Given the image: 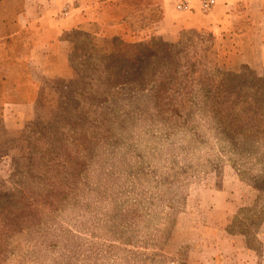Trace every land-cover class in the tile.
<instances>
[{
  "label": "rangeland",
  "instance_id": "1",
  "mask_svg": "<svg viewBox=\"0 0 264 264\" xmlns=\"http://www.w3.org/2000/svg\"><path fill=\"white\" fill-rule=\"evenodd\" d=\"M15 1L19 9L21 0L0 6ZM79 1L48 0L65 18ZM82 1L94 13L82 26L95 34L63 30L73 75L47 82L31 120L41 134L16 133L0 163V264H213L222 230L263 255L264 66L233 64L210 29H184V62L207 70L169 102L164 87L120 79L137 48L161 50L144 60L151 73L165 64L170 43L133 44L159 19L161 0ZM16 18L0 11L11 63L22 52ZM117 25L121 44L95 40ZM214 68L229 75L222 110L221 96L209 99L223 88Z\"/></svg>",
  "mask_w": 264,
  "mask_h": 264
},
{
  "label": "crops",
  "instance_id": "2",
  "mask_svg": "<svg viewBox=\"0 0 264 264\" xmlns=\"http://www.w3.org/2000/svg\"><path fill=\"white\" fill-rule=\"evenodd\" d=\"M30 1L25 0V10L18 18L22 32L19 37L22 52L16 55L15 65L18 68L21 66V74L18 68L13 71L6 64L7 43L0 41V72L3 71L0 76V93L8 95L0 101V112L3 129L10 132L20 130L33 118L45 80H68L72 77L71 41L60 38L63 30L91 35L82 25L90 19L94 20L92 5H85L82 0L70 9L66 18L57 15L60 7L56 11L48 0H35L38 4L33 7H29ZM200 1L161 0L160 19L151 29L143 31L141 38L133 44L152 37L173 43L184 29L207 28L212 31L218 44L228 48V56L235 57L233 64L264 66V44L260 28L261 19L264 18L261 13L264 0H216V4L207 12L202 11ZM180 4L185 5L186 9H179ZM84 10L85 14L88 13L87 17L83 15ZM94 36L96 41L111 42L113 39V36L104 33ZM122 40L125 42V37ZM228 214L231 213H224L221 225ZM216 239L213 264H264V252L263 255H251L242 235L228 234L222 230L219 239L218 236Z\"/></svg>",
  "mask_w": 264,
  "mask_h": 264
},
{
  "label": "trees",
  "instance_id": "3",
  "mask_svg": "<svg viewBox=\"0 0 264 264\" xmlns=\"http://www.w3.org/2000/svg\"><path fill=\"white\" fill-rule=\"evenodd\" d=\"M16 4H17V2L15 1V5H13V3L11 2L5 6H0V11H7V12L12 13V14L15 13V16H17L16 23L19 24L18 18L21 15V13L24 12L26 4H25V0H21V2H20L21 5H20L19 9H18ZM160 17H161V13H160ZM160 17H159V19H160ZM159 19H157L150 27H148L146 29H141L140 31H138L140 33V36H141V33L143 31H147V30L151 29L153 27V25ZM119 26L120 25L113 27V30H112L113 31V34H112L113 42L115 44H121V33H120L121 30H119V28H120ZM90 33L95 34L92 32H90ZM100 33H102V32H100ZM8 37H9V35L5 36L6 41H8ZM140 43H142V42H140ZM182 44H183V36H180V39L178 40V42L170 43V44L166 45V47L164 48L165 53L162 54V57H161V59H163L165 64L157 65L155 68V72H152V73H151V71H152L151 69H148L147 67H145L143 65L144 60L146 58H151V59H153V61H155L156 59H158L160 57L161 50L156 49V48L155 49L153 48L152 50H149L148 48L144 49V50L137 48L135 50V53L130 58H127L125 60V65L123 66V76H121L122 78H120V79H125L124 84H127V85L139 83V84H142L143 86L145 84L146 85L149 84L150 86H153L154 89H157L158 86L164 87L165 90L163 91L162 94L167 96L166 100L169 102H171V100L174 99L173 94L176 95L175 99L176 98L182 99V97L184 95H186V93L188 92L187 91V85L192 84L194 81L193 78L191 79L192 82H189L188 79L193 77V76L194 77H196L198 75L201 76L202 72H205V70H207L206 66H202L203 67L202 71L198 72L197 70H195L194 65H192V66L189 65L187 63L188 61L184 62L185 60H183V58H182L183 51H184V49L182 48ZM11 59H12V56L7 55L6 64L11 68V70L15 71V69L18 68V66L15 65L16 56L13 59V61L15 60V62L12 61L13 63H11V61H10ZM110 59H111V57H109V56H103L102 57L103 62H107ZM182 63H185V64H182ZM70 66H71V63H70ZM105 67L108 68L107 65H105ZM71 69L73 70L72 67H71ZM214 73H215L216 78L217 77L219 78V81H218L219 83L217 85V88H219V87H223V88L219 91V93L215 92L214 94H212L209 99L211 101H214V100L217 101L218 96H221V99H219V102H220L219 105H220L221 110H222V107L226 104V101H228V99L232 95L231 92H229V90H227L226 86H225L227 84L229 85V81H228L229 75L227 73H223L221 71H218L216 68H214ZM2 75H3V71L0 72V76H2ZM53 79H61V78H51V79L45 80L44 86L42 87L41 91H43L45 89V87L47 86V82L49 80H53ZM69 79H71V78H69ZM155 92H161V90L155 91ZM40 94H41V92H40ZM208 94L209 93H207V95H205L206 98H208L207 97ZM205 96H204V98H205ZM0 97H1V93H0ZM229 107H231V106H229ZM0 111H1V106H0ZM35 112H36V107H35ZM32 119L27 121L25 123V125L20 130H18L16 132L5 131L3 129V126H2L1 112H0V131L4 137V138H2V140H0V163H4L5 160L7 159L6 151L10 146L12 147L14 145L15 137L17 136V135H15L16 133H19L18 134L19 136L25 135L26 132L41 134L37 123L35 121H31ZM241 127H244V126L241 125ZM255 131H260V130L258 127H255ZM8 136H11L13 138H9ZM8 141L10 142L9 144L7 143ZM37 154H40V152H38ZM46 196L47 195H45L43 197L46 198Z\"/></svg>",
  "mask_w": 264,
  "mask_h": 264
},
{
  "label": "built area",
  "instance_id": "4",
  "mask_svg": "<svg viewBox=\"0 0 264 264\" xmlns=\"http://www.w3.org/2000/svg\"><path fill=\"white\" fill-rule=\"evenodd\" d=\"M215 4H216V0H201V1H200L201 9H202V11H204V12H207V11L211 10V8H212ZM181 7H182L183 9H186V6H185V5L182 6V4H180V5L178 6L179 9H180Z\"/></svg>",
  "mask_w": 264,
  "mask_h": 264
}]
</instances>
